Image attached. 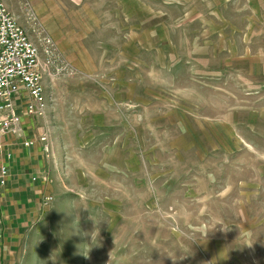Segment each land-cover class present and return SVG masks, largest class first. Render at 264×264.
<instances>
[{"label": "rangeland", "instance_id": "obj_1", "mask_svg": "<svg viewBox=\"0 0 264 264\" xmlns=\"http://www.w3.org/2000/svg\"><path fill=\"white\" fill-rule=\"evenodd\" d=\"M3 2L53 187L0 264H264V0Z\"/></svg>", "mask_w": 264, "mask_h": 264}, {"label": "built area", "instance_id": "obj_2", "mask_svg": "<svg viewBox=\"0 0 264 264\" xmlns=\"http://www.w3.org/2000/svg\"><path fill=\"white\" fill-rule=\"evenodd\" d=\"M44 52L50 54L47 45ZM38 53L25 29L16 22L3 0H0V138L12 137L19 140L25 150L37 143L43 155L48 157L46 135L28 140L23 138L21 129L22 118H43L46 111L41 80L42 62ZM8 157L9 154L6 159ZM7 176V166L0 165V187L4 186ZM45 200L49 201L50 198ZM1 221L0 213V244Z\"/></svg>", "mask_w": 264, "mask_h": 264}, {"label": "crops", "instance_id": "obj_3", "mask_svg": "<svg viewBox=\"0 0 264 264\" xmlns=\"http://www.w3.org/2000/svg\"><path fill=\"white\" fill-rule=\"evenodd\" d=\"M23 120L21 129L23 138L27 139L25 133L28 131L22 128L26 121L24 123ZM0 144V165L8 169L5 184L0 187L2 249L7 255L13 252L16 241L24 237L29 240V248L37 247L33 242L38 237L42 198L48 192L52 193L53 186L46 181L48 175L44 172L45 161L37 145L25 150L20 141L12 137L0 138ZM7 154L9 157L6 159ZM42 209L47 211L46 208Z\"/></svg>", "mask_w": 264, "mask_h": 264}, {"label": "clouds", "instance_id": "obj_4", "mask_svg": "<svg viewBox=\"0 0 264 264\" xmlns=\"http://www.w3.org/2000/svg\"><path fill=\"white\" fill-rule=\"evenodd\" d=\"M92 238H94V236H92Z\"/></svg>", "mask_w": 264, "mask_h": 264}]
</instances>
